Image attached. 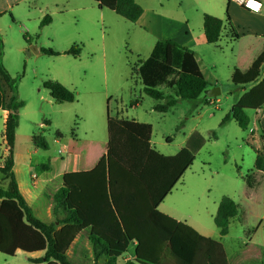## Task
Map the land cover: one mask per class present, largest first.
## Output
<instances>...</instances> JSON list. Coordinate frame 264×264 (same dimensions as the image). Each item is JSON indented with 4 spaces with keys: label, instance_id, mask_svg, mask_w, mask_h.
Wrapping results in <instances>:
<instances>
[{
    "label": "crops",
    "instance_id": "crops-1",
    "mask_svg": "<svg viewBox=\"0 0 264 264\" xmlns=\"http://www.w3.org/2000/svg\"><path fill=\"white\" fill-rule=\"evenodd\" d=\"M37 1L0 0L2 62L5 58L4 49L8 44L10 33L16 29L21 31V35L28 34V37L37 32L43 33L47 28L52 29L58 15L74 10L71 0H47L43 3L40 2L41 6H37ZM136 1L142 7L143 12L136 22L129 21V45L134 52L144 51L147 54L146 58L150 55L156 42L171 40L194 51L199 63L202 58L209 59L210 53L215 58L229 53L232 61L230 63L232 64L230 66L232 77L236 68L240 70L249 68L264 49V0H260L263 7L259 13L251 12L240 4L229 0ZM94 3L93 11H98V14L103 17L110 15L107 12L110 10L100 8L95 1ZM79 9L78 7L77 10ZM227 13L230 16V22L226 21ZM205 14L224 21L222 36L216 44H209L206 40ZM45 16H49L50 19L41 27ZM232 28L238 34L237 38H232ZM27 45L31 46L32 44H28L24 36L21 41L16 42L19 51H23ZM200 67L205 74L201 63ZM208 67L212 69L216 65L209 63ZM210 76H206L211 83L208 90L218 87L221 95L222 87L215 72H211ZM263 77L264 67L261 78ZM68 88L70 89L69 86ZM235 89L238 92V100L244 91L239 86H235ZM5 92L10 95V92L6 90ZM218 101L217 96L209 97L204 94L199 104H216ZM0 111L3 125L1 136L2 139H5L4 130L8 112L1 108ZM251 111L255 116L252 118L248 114L251 118L248 128L249 138L254 143L255 153L256 151L264 153V142H262V138H264V106ZM117 118L130 122L134 126L139 123L135 117L125 118L123 110L117 109L115 116L107 117L108 131L109 119ZM232 121L235 120L230 119L226 123ZM221 122L222 120L220 124ZM137 132L141 137L148 139L152 146L164 155H175L183 148L175 153L161 151L159 143L152 138L150 125H147L145 129L139 128ZM201 134L205 137L206 143L198 155L204 151L210 152L213 147L210 146L211 141L217 140L215 132L210 137L202 132ZM59 135L61 138L62 135ZM36 147H38L37 144ZM63 151L67 152V147L61 153ZM32 152L36 153L37 148ZM7 153L8 148L5 149L4 158L1 161H4ZM68 156H72V158L62 157L58 166L53 168L54 173L49 178H39L36 175L38 179L33 181L36 179L35 175L30 173L26 175L25 173L27 167L31 168V159L28 161L19 152L17 128L13 171L19 190L33 209L34 214L40 219L44 209L45 214L48 215V223H51L52 196L61 187H68L70 189L67 197L68 205L76 209L83 220L82 224L77 227L83 230L82 232H93L108 242L110 254L117 258L116 264H124L128 260L138 264H231L230 260L242 253L248 243L261 246L264 259V239L254 241L255 237L262 234L261 229L264 227V207L259 203L260 199H264L263 171L252 170L256 184L254 187H250L242 174L234 173L228 176L229 179L225 176L222 177V167L215 169L216 172L210 170L211 174L207 173L206 165L213 168L208 157H203L202 165L194 168L195 159L172 192L158 207H154L145 185L111 156L110 139L104 148H101L96 141H91L87 148L69 153ZM42 165H45L43 170L51 169L50 164ZM2 166L3 164L0 165V168ZM1 175L0 173V183L2 182ZM55 178H61L60 185L58 184L55 190L50 191L48 185ZM3 185L5 187L7 182L5 181ZM45 191H48V203L44 200ZM197 192L201 196L204 193L207 194L212 208H218L221 199L225 196L233 199L239 209V215L235 219L241 224L244 232L246 229L253 231L250 241L240 242L239 249L229 253L222 239H226L229 230L225 237H221L219 229L212 228L196 215L197 202L194 198ZM169 199L172 200L167 202ZM12 205L13 201L0 199V230L4 233L0 235V250L1 244L4 242L3 236L7 234L8 230L17 229L19 225L18 221L14 220L9 213ZM56 233L57 231H55V237ZM14 252L17 255H24L26 264H54L53 262L35 263L31 261V259L43 256L44 251L27 250L24 240H18L14 246Z\"/></svg>",
    "mask_w": 264,
    "mask_h": 264
},
{
    "label": "rangeland",
    "instance_id": "rangeland-1",
    "mask_svg": "<svg viewBox=\"0 0 264 264\" xmlns=\"http://www.w3.org/2000/svg\"><path fill=\"white\" fill-rule=\"evenodd\" d=\"M44 1L47 0H38L37 6H41L40 2ZM71 2L74 4V10L58 15L52 29L47 28L43 33L36 31V34L28 37L31 46H36L37 49L50 48L61 53L60 55L37 53L30 49V45L19 51L16 42L21 41L24 34L21 35L18 29L10 33L4 49V66L13 78L18 79V97L26 103L20 110L18 127L19 152L28 161L31 159V168L27 167L26 175L30 173L38 175L39 178H49L62 157L71 159L69 153L87 148L91 141H96L104 148L109 143L107 117L115 116L117 109L123 110L125 118L135 117L139 122L136 126L138 129H145L150 125L152 138L165 153H175L184 147L187 136L194 130L208 137L215 132L217 140L210 143L213 147L208 153H197L194 168L202 165L203 157H208L213 165V168L205 166L209 174L210 170L216 172L215 169L220 167L221 175L225 178L234 173L242 174L243 177L251 173L255 166L256 153L254 143L249 138V130H242L235 121L220 124L225 114L232 110L238 97V92L231 82L232 61L229 53L215 58L207 52L210 53V58H202L200 62L207 77H211V72H215L220 81L222 94L217 96L219 101L216 104L198 103L195 107L192 102L180 100L169 108L168 112H157L154 106L159 101L144 93L143 85L133 71L139 61L146 59L147 54L144 51H132L128 34L130 22L112 11H107L110 15L106 17L99 15L98 11L92 10L95 4L93 0ZM73 46L81 48L79 55L64 54ZM209 63H215L216 67L210 69ZM46 80H55L69 86L75 93L76 100L73 103L56 102L43 86ZM2 88L10 92L4 82ZM161 89L167 95L173 93L165 86ZM135 100L138 103L132 104ZM248 114L252 118L255 116L251 110ZM2 131L0 111V165L4 163L1 160L7 149V144L3 143L6 140L1 136ZM59 134L62 135L61 138ZM39 136L45 138L47 150L36 147ZM66 147L67 152L61 153ZM36 148L37 152L33 153ZM41 164H50L51 169L43 170L45 165ZM1 176L0 187H4L3 184L8 180L3 174ZM37 179L36 176L33 181ZM60 181L61 178H55L48 185V190H55ZM198 194L199 192L194 198L197 202L196 215L217 230L214 217L218 208L210 206L207 194ZM44 196L48 203V191H45ZM170 200L172 199L167 202ZM11 201L13 205L9 213L19 225L17 229L8 230L3 236L0 264H26L25 256L14 252L18 240H24L26 249L36 252L45 251L46 242L39 232L34 233L35 229L24 221L23 212L17 202ZM259 203L264 207V199H260ZM41 214L43 215L40 219L48 223V215L44 209ZM52 215L51 223H55L57 229V248L74 264H109L107 256L96 255L88 237L90 232H82L77 225L59 224L53 212ZM58 217H62V214ZM261 230L262 234L255 237L254 241L264 239V227ZM252 233V229H246L244 232L241 224L233 218L229 224V235L226 239L222 238L228 252L239 249L240 242H249ZM3 234L0 230V235Z\"/></svg>",
    "mask_w": 264,
    "mask_h": 264
},
{
    "label": "trees",
    "instance_id": "trees-1",
    "mask_svg": "<svg viewBox=\"0 0 264 264\" xmlns=\"http://www.w3.org/2000/svg\"><path fill=\"white\" fill-rule=\"evenodd\" d=\"M100 8H106L130 22H136L143 9L136 0H93ZM49 16H45L41 22L43 27ZM226 21L230 22L227 13ZM224 21L210 14L204 15V33L209 44H216L221 36ZM232 38L238 34L231 29ZM28 44V34L24 35ZM40 52L56 56L61 53L50 48H41ZM81 48L73 46L64 54L79 55ZM3 42L0 34V108L8 112L5 121L4 137L8 154L4 159L0 172L8 180L5 187H0V199L15 200L22 210L24 221L35 231L44 237L46 249L43 256L31 259L35 263H48L55 261L58 264H74L69 257L57 248L55 237L56 224L47 223L39 219L31 206L19 190L13 171L16 131L20 122V110L26 105L25 101L18 97V79L13 78L2 62ZM264 49L254 60L251 66L245 70L235 69L231 81L234 86H239L244 91L241 97L233 105L229 114L221 124L230 119L237 122L239 127L246 131L251 123L249 110H257L264 106ZM143 85L146 95L157 101H164L155 105L154 110L166 113L169 108L175 106L179 100L192 102L195 107L201 101V97L207 94L211 83L200 67L196 54L191 49L171 40L156 42L150 55L145 60L139 61L133 68ZM5 83L10 90L7 95L2 88ZM43 86L48 89L50 96L58 103H72L76 100L75 93L55 80H46ZM172 90V95H167L161 87ZM133 103H138L134 101ZM139 129L130 122L117 119H109L110 154L120 164L134 174L146 187L152 204L158 207L169 195L186 170L194 163L197 153L205 145V137L194 130L186 140L185 146L175 155H164L156 150L148 139L137 132ZM60 136V135H59ZM170 140V138H169ZM38 147L48 149V144L43 136L37 138ZM255 170L264 172V153L256 151ZM250 187H254L256 180L251 173L245 176ZM70 189L61 187L52 196V212L59 224L80 225L83 220L77 210L68 205L67 197ZM62 214V217H58ZM239 215L238 205L230 197H223L219 203L218 211L214 217V223L219 229L221 237L228 234L230 221ZM91 241L97 256L105 255L109 264H115L117 258L110 254L108 242L90 232ZM263 248L259 245L248 243L242 253H239L231 264H264L262 257ZM232 261V262H231ZM124 264H138L134 261H126Z\"/></svg>",
    "mask_w": 264,
    "mask_h": 264
},
{
    "label": "built area",
    "instance_id": "built-area-1",
    "mask_svg": "<svg viewBox=\"0 0 264 264\" xmlns=\"http://www.w3.org/2000/svg\"><path fill=\"white\" fill-rule=\"evenodd\" d=\"M230 2H236L243 6L245 9L259 13L263 7V3L260 0H229ZM34 178H36L34 176Z\"/></svg>",
    "mask_w": 264,
    "mask_h": 264
},
{
    "label": "water",
    "instance_id": "water-1",
    "mask_svg": "<svg viewBox=\"0 0 264 264\" xmlns=\"http://www.w3.org/2000/svg\"><path fill=\"white\" fill-rule=\"evenodd\" d=\"M30 49L31 50H35L37 53H39L40 52V50H38L37 48H36V46H31L30 47ZM37 49V50H36ZM220 88H218V87H214V88H211V89H209L208 91H207V95L209 96V97H216V96H218V95H220Z\"/></svg>",
    "mask_w": 264,
    "mask_h": 264
}]
</instances>
